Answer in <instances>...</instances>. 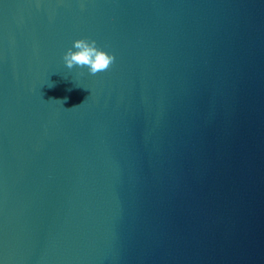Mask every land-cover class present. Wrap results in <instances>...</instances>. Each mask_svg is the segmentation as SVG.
Listing matches in <instances>:
<instances>
[{
    "label": "water",
    "instance_id": "obj_1",
    "mask_svg": "<svg viewBox=\"0 0 264 264\" xmlns=\"http://www.w3.org/2000/svg\"><path fill=\"white\" fill-rule=\"evenodd\" d=\"M0 264H264V0H0Z\"/></svg>",
    "mask_w": 264,
    "mask_h": 264
},
{
    "label": "clouds",
    "instance_id": "obj_2",
    "mask_svg": "<svg viewBox=\"0 0 264 264\" xmlns=\"http://www.w3.org/2000/svg\"><path fill=\"white\" fill-rule=\"evenodd\" d=\"M63 59L69 69L73 67L87 68L90 74L95 75L108 70L115 57L97 47L95 40L77 38L64 53Z\"/></svg>",
    "mask_w": 264,
    "mask_h": 264
}]
</instances>
